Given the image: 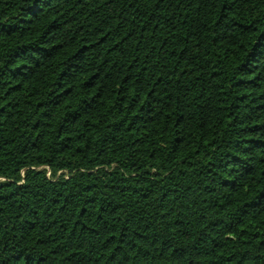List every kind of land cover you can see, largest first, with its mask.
Segmentation results:
<instances>
[{
  "label": "trees",
  "instance_id": "16d2710c",
  "mask_svg": "<svg viewBox=\"0 0 264 264\" xmlns=\"http://www.w3.org/2000/svg\"><path fill=\"white\" fill-rule=\"evenodd\" d=\"M0 264H264V0H0Z\"/></svg>",
  "mask_w": 264,
  "mask_h": 264
}]
</instances>
